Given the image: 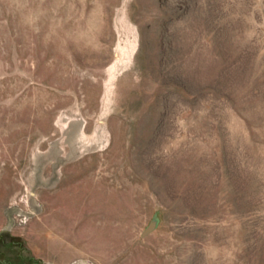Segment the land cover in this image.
<instances>
[{
  "label": "rangeland",
  "instance_id": "374dc122",
  "mask_svg": "<svg viewBox=\"0 0 264 264\" xmlns=\"http://www.w3.org/2000/svg\"><path fill=\"white\" fill-rule=\"evenodd\" d=\"M0 264H264V0H0Z\"/></svg>",
  "mask_w": 264,
  "mask_h": 264
},
{
  "label": "water",
  "instance_id": "95a60500",
  "mask_svg": "<svg viewBox=\"0 0 264 264\" xmlns=\"http://www.w3.org/2000/svg\"><path fill=\"white\" fill-rule=\"evenodd\" d=\"M148 230H149V229H148ZM148 230H147V231H148Z\"/></svg>",
  "mask_w": 264,
  "mask_h": 264
}]
</instances>
